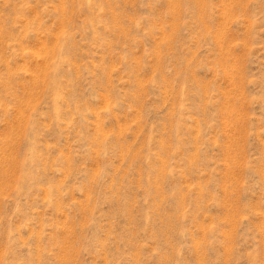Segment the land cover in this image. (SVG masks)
Returning a JSON list of instances; mask_svg holds the SVG:
<instances>
[{
    "label": "rangeland",
    "instance_id": "rangeland-1",
    "mask_svg": "<svg viewBox=\"0 0 264 264\" xmlns=\"http://www.w3.org/2000/svg\"><path fill=\"white\" fill-rule=\"evenodd\" d=\"M0 264H264V0H0Z\"/></svg>",
    "mask_w": 264,
    "mask_h": 264
}]
</instances>
